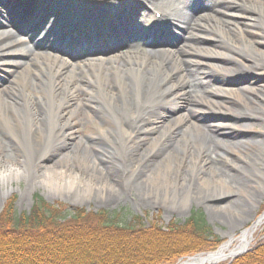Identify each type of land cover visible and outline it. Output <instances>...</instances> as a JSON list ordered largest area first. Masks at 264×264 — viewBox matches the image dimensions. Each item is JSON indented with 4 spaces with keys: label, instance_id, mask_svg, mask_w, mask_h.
<instances>
[{
    "label": "bare ground",
    "instance_id": "6f19581e",
    "mask_svg": "<svg viewBox=\"0 0 264 264\" xmlns=\"http://www.w3.org/2000/svg\"><path fill=\"white\" fill-rule=\"evenodd\" d=\"M243 1L245 3L241 0H100L95 4L78 3L77 0H0V15L5 16L0 26L15 25L19 18L14 14L11 20L6 18L7 9L23 5L24 23H33L32 16L39 11L49 15L48 25L61 21L66 26V29L57 27L54 31L61 52L36 48L26 52L16 49L14 42L6 41L8 34H0V67L19 68L11 83L0 87V129L16 141V152L20 155L5 153L0 140V182L6 183L13 175H24L34 161V154L36 161H40L49 143L70 137L76 148L64 152L58 161L42 166L39 182L56 189H72L78 196L92 187L96 191L114 189V184L108 180L111 173L104 167L97 171L99 181L96 174L86 175L79 169L83 166L87 170V159L90 158L86 147L81 153L77 151L82 144L81 137L73 136V120L80 117L85 123H91L97 134L115 147V157L119 158L125 148H130L125 150L123 179L132 180V189L143 191L145 199H149L150 194H157L168 202L184 203L196 198L209 204L212 197L205 189L212 184L209 174L214 176L216 171L217 176L230 178L234 185H238L236 175L227 174L215 166L211 157L214 150L202 154L201 148H210V143L218 148L233 146L231 140L221 137V133L219 137L206 133L208 124L204 115H230L236 119L264 116V42L259 40V47L253 45L251 50V43L246 40L252 38L251 34L254 36V27L248 30L247 26L252 24L243 15V11H256L253 5L259 12L264 0ZM152 10L160 13L157 20L149 17ZM262 10L264 12V6ZM239 18L244 20L243 30L236 24ZM260 20L264 25V16L260 15ZM233 24L236 26L231 27ZM148 25H163L166 29L146 37L142 28ZM212 30L223 36L237 32L241 39L234 42L229 38H211L209 33ZM132 35L141 40V47L135 54L121 50L119 46L123 37L127 40ZM88 38L91 42L100 40V52L76 59L71 47L89 44ZM223 48L226 52L222 51ZM62 50H65L64 54ZM240 55L255 58L253 64L256 66L241 61L239 66H225L230 59L238 60ZM241 68L251 70L247 73ZM209 69L214 73L230 71L238 81L248 82L247 90L251 96H239L247 113L231 107L226 111L207 112L213 106L224 105V93L234 90L228 87L233 81L218 78ZM183 89L193 96L194 114L171 119L151 136L155 130L153 119L161 118L160 115L174 107ZM78 93L84 96L81 101L77 98ZM94 94L101 102L100 115L115 124L114 131L104 127L103 121L99 123L95 117L98 106ZM154 107L157 109L153 110ZM236 125L241 124L234 120L229 124L219 123L224 129ZM36 138L41 139V145L34 152L32 144ZM260 141L249 139L259 152L241 159L264 166L261 159L264 147H260ZM133 152L135 156H132ZM156 154L160 155L158 161L143 164ZM70 158L77 165H69ZM224 161L234 165L227 158ZM91 164L92 169L96 168L95 163ZM259 170L264 171V167ZM156 185L163 188L160 193ZM225 197L228 201L234 198V194L229 192ZM137 201L143 202V199ZM210 205L225 207L222 202ZM249 240L250 231H242L216 251L188 257L179 264H218L234 250L246 248Z\"/></svg>",
    "mask_w": 264,
    "mask_h": 264
},
{
    "label": "rangeland",
    "instance_id": "374dc122",
    "mask_svg": "<svg viewBox=\"0 0 264 264\" xmlns=\"http://www.w3.org/2000/svg\"><path fill=\"white\" fill-rule=\"evenodd\" d=\"M241 2L245 3L243 0H241ZM263 6L264 5L262 4L259 6L261 7L259 12L257 11V6L255 7V5H253L252 8H254L253 10L256 11H243V15L246 16L245 18H248L249 22L252 24V26H247L248 30L251 29V27H254V29H252L254 36L251 34L252 38L249 37L250 39L246 40L251 43L249 45L251 46V50L253 45L258 46L257 42H259V40H263L264 42V25L260 20V15L264 16V12L262 10ZM151 15L152 13H150V16ZM236 24L243 30V18H239L236 21ZM236 24H233L234 26H230L235 27ZM0 34H4L5 36L8 34L9 37L5 38L6 41L14 42V44H16V49L18 48L26 52L32 51L30 50V43L28 42L29 37H25V35L22 36L24 39L18 37V34L15 33L12 28H9L8 24L0 26ZM209 34L211 38L221 37V39L224 40L229 38L234 42L241 39L238 33L233 31L227 36H223L221 33L214 30L210 31ZM98 51H100V45ZM222 51L226 52V49L223 48ZM71 52L75 54L76 57H80L81 55L89 56L91 54V51L81 52L79 50H73ZM227 53H230L229 49ZM237 59L239 61L234 58L230 59V61L227 62L225 66L229 67L228 65L232 64L239 66L241 65V62L256 66L253 64L255 62V58H248L240 55ZM18 69V67L13 66H9L7 68L3 66L0 67V87L11 83V79ZM209 70L210 73L212 72L216 77L221 76L222 78H226L229 81H233L231 85H228V87L233 88L234 90L224 93L223 100L226 102L224 105L218 106L219 108H217V106H213L212 109H207V112L213 113L219 110L226 111L228 107H231L232 109H238L237 111L239 112L247 113V110H245V107L243 106V101L239 98V96H251L247 90L248 82L238 81L234 75L230 74V71H219L217 69L218 72L214 73V71H211V69ZM242 70L250 71L251 69L243 68ZM249 71H247V73ZM196 72L198 73V71ZM212 77L213 75L210 76V78ZM184 91L185 89H183L182 95L179 97V99L175 101L174 107L169 108L167 113L160 115L161 118L153 119L152 123L155 130L154 134H152L153 132L150 134L151 136H154L155 131L160 126H164V124H166L171 119L184 114L191 115L194 112L195 107L192 102L194 100L193 96L186 94ZM15 97L16 99H19V97ZM93 97L98 106V110L94 112L95 117L97 120H99V123L100 120L101 122L103 121L105 125L104 127H108L114 131L115 124L106 119L104 115H100L99 109L101 102L99 99H96L95 94ZM77 98L79 101H81L84 96L82 93H78ZM91 99L93 100V98ZM262 105H264V103H262ZM156 109L157 107L153 108V110ZM203 117L208 124V127L205 128L206 133L213 136L215 135L217 137H219V133H221V137L231 140L233 146H220V148H218L216 144L210 143V148L202 147L201 153L204 154L205 151L209 149L210 150L208 152L214 150V152L211 154V157L216 162L215 166L222 169L225 173L234 176L236 175L239 178V182L237 183L238 185H234L232 179H226L225 177L217 176L218 171L214 173V176L209 174L212 184L205 189V192L212 197L209 204L196 198H190L184 203L179 201L168 202L165 201V199L160 198L157 194H150V198L145 199L143 197V191H136L135 189H132V180L130 181L129 179H123L122 171L124 168L123 163L125 162V150L127 151L130 148H125L124 151L120 153L121 155L119 158L115 157V147L107 140L101 138L97 134L96 128L91 123H85V121L81 120L80 117H77L73 120L75 129V134L73 136L75 138L81 137L82 141V144H80L77 151L81 153L83 152L84 147H86L88 155L90 156V158L87 159V170H84L83 166H80L79 169L85 171L86 175L96 174L95 177L97 181H99L100 177L97 174V171L100 169V167H104V170H108V172L112 174L107 177L108 180L114 184V189L116 191L111 189L112 187L106 188L105 191H96L95 188L92 187L88 190H85L81 196H78L77 194L73 193L72 189H56V187L49 185L46 186L39 182V169L42 166L50 165L54 161H58L59 157L64 152L74 150V148H76L74 145V140H71L69 137L65 141L60 139L58 142L49 143L42 152L43 158L40 161H36L34 154V161L32 162V165L29 166L28 172L24 175H13L10 180L6 181V183L0 182V213L7 206H9L16 215L20 216L22 213L28 214L34 204L35 198L38 197L49 205L56 207L62 213H65V211L73 213L76 210L82 209L86 213L93 214L97 211L105 210L108 212H116L118 217L122 218L128 225H143V228L148 229L157 225L165 231L170 224L180 226V224H182L188 218L191 211L200 210L203 213L205 222L210 230V234H208L207 239H218L219 242L212 250H202L181 257L177 259L174 264H179V262L185 260L187 257L194 256L199 253L213 252L218 246L227 242L229 238L239 236L240 232L247 229L264 211V171L259 170V168L261 169L264 166L259 163L254 165L241 159V157L250 158L252 155H257L259 152L257 148L249 143V139L256 138L261 140L258 144H260V147H264V116H250L236 119L230 115L220 117L207 114ZM233 120L237 121L241 125L231 126L229 127L230 129L225 128L226 130L222 127H219L220 122L229 124L233 122ZM0 140L5 153H8L12 156H14L13 154L16 153V156H20L18 152H16V141L12 139L4 129H0ZM40 145L41 139L36 138L34 144H32V150L35 152V149L39 148ZM216 149H218L217 152H215ZM132 156H135L134 152L132 153ZM224 157L225 159L227 158L231 160L234 165L239 167V169L235 168L233 164L225 162ZM159 158L160 155L158 154L152 155L143 164H151L154 161H158ZM91 159H93V161H90ZM118 159L120 161H118ZM261 159L264 162V154L261 156ZM91 162L96 164V168H91ZM67 163L72 166L77 165L75 160L72 158H70ZM183 169H180L179 171L181 172ZM156 188L159 193L163 189L160 186H157ZM5 191L6 194H3ZM229 192L234 194V198H230L227 201V197H225V195H227ZM138 199H143V202L137 201ZM217 202H222L225 204V207L214 208L210 205V203L216 204ZM251 237L252 240L246 247L247 252L253 250L255 246L263 241L264 222L256 227ZM235 258L236 257L232 259L227 258L220 262V264H229Z\"/></svg>",
    "mask_w": 264,
    "mask_h": 264
},
{
    "label": "trees",
    "instance_id": "16d2710c",
    "mask_svg": "<svg viewBox=\"0 0 264 264\" xmlns=\"http://www.w3.org/2000/svg\"><path fill=\"white\" fill-rule=\"evenodd\" d=\"M200 210L178 225L143 228L128 225L116 212H60L36 197L28 214L7 206L0 213V264H174L177 259L212 250ZM229 264H264V239Z\"/></svg>",
    "mask_w": 264,
    "mask_h": 264
},
{
    "label": "water",
    "instance_id": "95a60500",
    "mask_svg": "<svg viewBox=\"0 0 264 264\" xmlns=\"http://www.w3.org/2000/svg\"><path fill=\"white\" fill-rule=\"evenodd\" d=\"M264 222V211L257 217V219L246 229V230H244L243 232H246V231H250V235L254 232V230L256 229V227L258 226V225H260L261 223H263ZM242 233V232H241ZM250 240H251V238H250ZM249 240V241H250ZM248 245H249V243H248ZM247 245V246H248ZM247 251V248H239V249H237V250H234L233 252H231L230 254H228V257L229 258H234V257H236V256H238V255H240V254H242V253H244V252H246Z\"/></svg>",
    "mask_w": 264,
    "mask_h": 264
}]
</instances>
